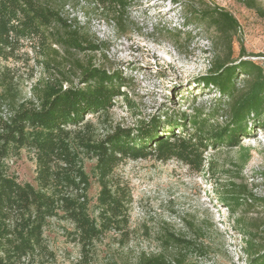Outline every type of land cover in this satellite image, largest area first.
<instances>
[{"label":"rangeland","instance_id":"374dc122","mask_svg":"<svg viewBox=\"0 0 264 264\" xmlns=\"http://www.w3.org/2000/svg\"><path fill=\"white\" fill-rule=\"evenodd\" d=\"M52 2L69 28L101 51L66 50L51 40L37 50L21 41L12 55H0V93L4 83L11 82L17 90L15 103H20L32 98L40 82L69 77L76 83L68 74L76 60L121 72L130 103L118 99L106 115L87 117L100 135L117 126L134 127L165 108L192 114V107L208 106L218 95L197 87L195 79L205 75L216 58L248 59L264 68V0H255L260 12L247 8L243 0H130L124 11L93 0ZM214 9L230 13L238 22L236 30L224 36L202 17ZM8 109L2 105L3 112ZM223 122L209 121L212 126ZM207 157L213 166L204 173L175 160L125 161L117 172L133 197L129 237L122 244L115 234L104 236L96 242L89 264H134L143 254L183 257L190 264H248L243 231L253 233L254 244L264 252V209L241 189L243 185L255 197L264 196V128H255L240 147L209 150ZM94 163L84 159L92 215L99 189L91 175ZM8 166L19 182L34 184L35 166L26 151ZM235 191L240 202L228 209L222 197ZM71 229L66 223L49 222L44 236L53 257L44 260L46 264H79L78 247L64 234ZM168 233L187 240L189 247L165 245Z\"/></svg>","mask_w":264,"mask_h":264},{"label":"trees","instance_id":"16d2710c","mask_svg":"<svg viewBox=\"0 0 264 264\" xmlns=\"http://www.w3.org/2000/svg\"><path fill=\"white\" fill-rule=\"evenodd\" d=\"M93 1L122 11L130 4V0ZM243 2L247 8L261 11L255 0ZM202 17L224 36L238 27L237 20L225 10L214 9ZM50 40L66 50L101 51L78 30L69 28L52 0H0V55H12L21 41L39 50ZM240 56H246L242 48ZM73 67L68 74L77 78L76 83L69 77L40 82L33 87L32 98L24 102L15 103L17 90L11 82L2 87L0 264H46L44 260L52 259L44 236L52 220L72 227L64 234L78 247L79 264H89L96 242L104 236L115 234L122 244L129 237L133 197L117 172L125 161L175 160L192 172L204 173L213 166L207 157L209 150L238 148L255 128H264V68L248 59L216 58L207 73L195 79L197 87L218 95L208 106L192 107V114L165 108L134 127L117 126L102 135L87 117L106 115L118 99L129 104L123 91L126 79L121 72L94 66L92 60L85 64L76 60ZM3 104L9 108L7 112H3ZM218 118L224 122L210 125V120ZM22 151L34 162V184L19 182L9 171L8 162L20 157ZM86 158L95 161L91 175L99 187L93 215L89 176L84 170ZM262 176L264 179V173ZM241 189L264 209V196L255 197L243 185ZM222 200L228 209L230 205L237 207L240 192ZM243 235L248 264H264V252L254 244V234L243 231ZM163 242L175 247L190 245L171 233ZM134 264L190 263L183 257L169 260L162 254H143Z\"/></svg>","mask_w":264,"mask_h":264}]
</instances>
